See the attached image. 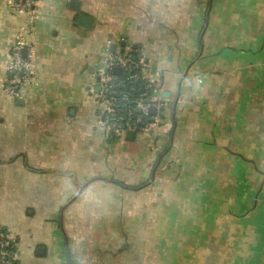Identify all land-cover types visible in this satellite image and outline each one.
<instances>
[{"label": "crops", "instance_id": "crops-1", "mask_svg": "<svg viewBox=\"0 0 264 264\" xmlns=\"http://www.w3.org/2000/svg\"><path fill=\"white\" fill-rule=\"evenodd\" d=\"M13 1L0 0L13 264H264V0H37L17 100L5 66L30 17ZM112 45L145 56L163 104L147 135L96 127L84 90Z\"/></svg>", "mask_w": 264, "mask_h": 264}, {"label": "built area", "instance_id": "built-area-1", "mask_svg": "<svg viewBox=\"0 0 264 264\" xmlns=\"http://www.w3.org/2000/svg\"><path fill=\"white\" fill-rule=\"evenodd\" d=\"M36 4L37 0L11 3L17 14L30 17L28 27L21 26L17 32L5 66V94L13 100L21 98L22 89L30 85L34 71L33 47H27L25 37L31 32L30 25L38 18L34 10ZM116 69L120 74L114 73ZM86 90L94 107L96 127L107 140H124L128 133L149 134L163 108L140 48L106 52L95 66L94 81L87 84ZM151 111L156 115L151 116ZM16 244L11 237H0V264L14 263Z\"/></svg>", "mask_w": 264, "mask_h": 264}, {"label": "water", "instance_id": "water-1", "mask_svg": "<svg viewBox=\"0 0 264 264\" xmlns=\"http://www.w3.org/2000/svg\"><path fill=\"white\" fill-rule=\"evenodd\" d=\"M91 24H92V19L91 18H89L87 16H84V15H80L78 17V25L79 26H81L83 28H90L91 27ZM123 46H124V44H123ZM110 51L111 52H114L115 51V46L114 45H112L110 47ZM114 73L118 75V74H120V71L118 69H116V70H114ZM150 115L151 116H155L156 115L155 111H151L150 112ZM133 137H134V134L133 133H128L126 135V138L127 139H132Z\"/></svg>", "mask_w": 264, "mask_h": 264}, {"label": "trees", "instance_id": "trees-1", "mask_svg": "<svg viewBox=\"0 0 264 264\" xmlns=\"http://www.w3.org/2000/svg\"><path fill=\"white\" fill-rule=\"evenodd\" d=\"M143 186H137V187H135V188H133V189H141Z\"/></svg>", "mask_w": 264, "mask_h": 264}, {"label": "rangeland", "instance_id": "rangeland-1", "mask_svg": "<svg viewBox=\"0 0 264 264\" xmlns=\"http://www.w3.org/2000/svg\"><path fill=\"white\" fill-rule=\"evenodd\" d=\"M84 94L87 95V90H84Z\"/></svg>", "mask_w": 264, "mask_h": 264}]
</instances>
